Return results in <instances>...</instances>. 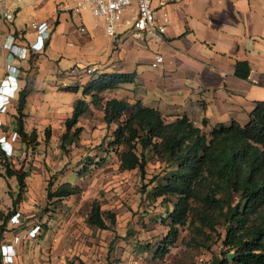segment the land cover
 Returning <instances> with one entry per match:
<instances>
[{
	"label": "crops",
	"instance_id": "crops-1",
	"mask_svg": "<svg viewBox=\"0 0 264 264\" xmlns=\"http://www.w3.org/2000/svg\"><path fill=\"white\" fill-rule=\"evenodd\" d=\"M17 1L10 0L14 19L0 24V82L8 72L13 73L9 64L14 65L16 95L26 92L23 123L32 115V111L25 109L28 97L44 95L48 89L53 99L49 101V95L38 99L33 108L41 112H36L34 119L42 127L60 123L53 120L62 121L64 126L78 97L89 101V109L94 107L90 96L82 94L87 75L82 71L70 75L66 71L73 65L95 64L97 73L133 72L132 82L104 92L105 97L140 99L145 105L157 107L169 120L185 113L204 129L232 119L245 123L255 101L264 100V0H167L171 21L163 37L143 40L130 35L128 12L116 22L114 35H109L104 18L95 17L89 9L75 12L58 7L63 0H35L36 16L30 22L45 20L53 28L42 50L31 46L36 31L32 26L25 28L18 20L21 9ZM152 6L158 14V0H152ZM9 41L19 46L17 53L3 45ZM156 53L162 54L163 61L153 66ZM237 61H247L246 76L237 74ZM61 82L77 86L75 91L81 90V95L55 93L63 89ZM16 115L17 107L0 111V140H6L8 146L12 145ZM36 127L26 130L24 126V130L40 132ZM21 199L22 195L15 211L22 217L21 203L18 208ZM8 227L0 231V244L12 242L11 247L17 251L13 264H31L30 259L25 262L23 257L24 244L28 242L34 245L33 264H49L36 249L35 245H41L36 238L26 236L24 243H15L6 230Z\"/></svg>",
	"mask_w": 264,
	"mask_h": 264
},
{
	"label": "trees",
	"instance_id": "trees-1",
	"mask_svg": "<svg viewBox=\"0 0 264 264\" xmlns=\"http://www.w3.org/2000/svg\"><path fill=\"white\" fill-rule=\"evenodd\" d=\"M248 71L247 61H237V74L246 76ZM134 77L133 72H99L86 79L82 94L89 95L91 104L102 110L106 124H115L108 147L104 149L108 153L115 151L120 169L137 168L143 177L149 158L164 163L163 172L150 178L149 195L171 203L160 218L167 225V231L157 241L154 256L162 257L169 251L179 237L180 226H189L198 236L205 233L204 228L211 232L222 225L224 250L214 264H264V100L255 101L245 123L232 119L204 129L195 125L185 113L169 120L157 107L145 105L140 99L105 97L104 92L132 82ZM61 85L66 90H77L74 85ZM25 98L23 90L16 105L15 132L27 145L35 147L38 143L36 131L28 133L23 126ZM88 109L89 101L84 97L74 100L60 136L63 149L78 140L83 127L77 122ZM49 137L50 127L47 126L44 138L48 140ZM0 154L7 158L3 150ZM3 167L5 175L17 178L19 200L27 172L10 168L7 163ZM78 190L79 187L69 180L53 188L50 181L47 197L61 199ZM15 209L16 203L11 212ZM115 219V214L102 210L98 201L91 203L87 217L90 225L109 228ZM149 247L146 244L142 249Z\"/></svg>",
	"mask_w": 264,
	"mask_h": 264
},
{
	"label": "rangeland",
	"instance_id": "rangeland-1",
	"mask_svg": "<svg viewBox=\"0 0 264 264\" xmlns=\"http://www.w3.org/2000/svg\"><path fill=\"white\" fill-rule=\"evenodd\" d=\"M17 2L21 9L18 20L29 29L31 18L36 16L35 0ZM55 93L74 97L75 94L80 96L81 90L68 92L57 89ZM46 96L49 101L53 99L51 90L40 96L30 95L25 105L32 115H28L23 126L30 130L36 125L41 130L36 131L38 143L35 147L27 145L18 135L11 137V151L6 152L7 158L0 157V222L4 229L9 226L6 230L11 238L18 234L24 243L26 233L24 235L23 232L39 224L40 229L34 238L41 245L35 246L42 260L49 264H214L215 258L222 256V225L211 232L204 228L208 236L205 233L195 236L189 226H180L179 237L169 251L162 257L154 256L157 241L167 231V225L160 218L166 214L171 203L149 195L152 187L150 178L163 172L164 163L154 157L149 158L143 177L137 168L120 169L115 151L108 153L104 149L108 147L110 132L115 124H106L102 110L95 106L79 118L77 125H83V129L76 142L67 144L64 149L60 146L64 126L59 120L53 122H60L61 125H47L50 137L45 140L46 126L42 127V123L38 124L34 119L41 112L33 108L38 99H45ZM17 98L18 94L14 96V107ZM53 109L51 107V112ZM16 121L15 118L14 126H17ZM94 159L97 161L93 162ZM5 163L10 168L25 170L29 174L24 178L25 187L17 206L19 209L20 203L23 206L18 223L10 222L11 211L19 201L18 181L15 175H5ZM64 180L77 185L79 190L61 199L48 198L49 182L52 181L53 188ZM94 200L98 201L102 210L115 214L112 227L102 229L87 222ZM146 244L150 247L143 250L142 246ZM33 248L32 242L24 244L25 262L30 259L33 264Z\"/></svg>",
	"mask_w": 264,
	"mask_h": 264
},
{
	"label": "built area",
	"instance_id": "built-area-1",
	"mask_svg": "<svg viewBox=\"0 0 264 264\" xmlns=\"http://www.w3.org/2000/svg\"><path fill=\"white\" fill-rule=\"evenodd\" d=\"M167 0H158V11L155 13V8L152 6V0H63L60 1L57 6L63 9H70L75 12L82 9H89L91 13L97 18H104L105 29L109 35H114L115 24L120 21L125 12H128V21H130L129 31L130 35L136 39H145L146 37L151 39H161L169 25L171 18L166 8ZM15 17V11L11 8L10 0H0V24L5 21H11ZM32 27L36 31V39L31 44L34 49L42 50L45 40L50 36L52 27L43 20L39 22H32ZM81 30H84L83 26H80ZM11 52L17 53L19 46L12 41L4 42ZM25 49V47H22ZM25 56V52L22 57ZM163 61V56L160 53H156L153 57L151 64L153 66L158 65ZM11 71L0 82V111H7L9 108L14 107V96L18 91V85L16 81V68L14 65L9 64ZM66 71L73 75L77 72H83L87 76H95L97 74V67L95 64L77 66L73 65ZM66 84V82H61ZM14 132L12 137H16ZM6 140H0V149L8 152L11 151V145H7ZM21 219V213L15 211L10 216L12 223H18ZM40 229L39 224H34L27 232L26 236L34 237ZM12 240L20 242V236L18 234L13 235ZM12 242L0 244V263L13 264L17 251L12 248Z\"/></svg>",
	"mask_w": 264,
	"mask_h": 264
},
{
	"label": "water",
	"instance_id": "water-1",
	"mask_svg": "<svg viewBox=\"0 0 264 264\" xmlns=\"http://www.w3.org/2000/svg\"><path fill=\"white\" fill-rule=\"evenodd\" d=\"M228 254H229V256H231L232 255V252H229Z\"/></svg>",
	"mask_w": 264,
	"mask_h": 264
}]
</instances>
